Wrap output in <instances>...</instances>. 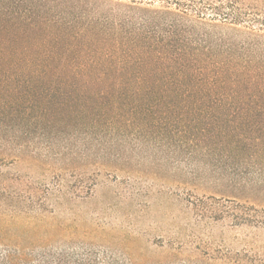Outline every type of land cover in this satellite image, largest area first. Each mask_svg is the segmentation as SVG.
Returning <instances> with one entry per match:
<instances>
[{
	"label": "rangeland",
	"instance_id": "rangeland-1",
	"mask_svg": "<svg viewBox=\"0 0 264 264\" xmlns=\"http://www.w3.org/2000/svg\"><path fill=\"white\" fill-rule=\"evenodd\" d=\"M103 6L102 0H0V61L99 59L108 45L104 37L92 33V27L116 8L108 3ZM152 84L114 87L113 91L156 96L183 90ZM86 96H75L72 108H49L53 120L45 122L44 138L39 134L23 137L22 152L13 144L0 143L3 149L18 151L17 158L0 162V182L34 197L43 219L37 221L41 235L48 237L45 232L50 226L55 228V251L72 255L77 264H229L233 255H248L256 264H264V225L238 224L228 203L263 211V221V160L247 159L235 171H228L230 164L221 158L224 161L217 169L207 159L193 160L192 149H186L181 134L134 138L138 124H112L119 112L110 108L111 102H97L94 93L90 100ZM178 103L166 101L156 111L181 109ZM186 106L228 110L259 106L261 114L244 121L237 116L234 122L264 130V101ZM170 123L163 122L159 130L166 133ZM144 129L151 131L150 125ZM33 131L29 128V133ZM47 146L51 150H45ZM10 179H19L20 184ZM212 197L215 200L209 201ZM199 201L207 205L205 214L200 212ZM25 224L30 225L29 221Z\"/></svg>",
	"mask_w": 264,
	"mask_h": 264
},
{
	"label": "trees",
	"instance_id": "trees-1",
	"mask_svg": "<svg viewBox=\"0 0 264 264\" xmlns=\"http://www.w3.org/2000/svg\"><path fill=\"white\" fill-rule=\"evenodd\" d=\"M124 1L128 3L102 0L103 7L108 3L116 8L92 27V33L104 37L108 45L99 59L77 63L0 61V143L13 144L22 152L19 143L26 142L23 137L39 134L44 138L45 122L53 120L52 107L72 108L75 96L87 93L90 100L94 93L97 102L108 100L110 108L119 112L112 124H138L136 139H152L155 133L158 137L181 134L186 149H192L193 160L207 159L217 169L226 160L228 171H235L247 159L264 161V130L234 122L237 116L244 121L261 114L259 106L248 110L186 106L191 102L258 105L264 101V0ZM152 82L183 90L158 93L157 97L144 91H121ZM114 87L121 90L115 93ZM173 99L181 109L156 111ZM139 114L144 116L137 119ZM165 121L171 123L163 134V128L159 129ZM149 125L151 131L145 130ZM29 128L34 131L29 133ZM258 131L262 136H254ZM18 151L0 145V162L17 158ZM10 181L20 184L19 179ZM231 202L232 218L238 224L264 225V219L260 220L263 211ZM199 203L205 214L207 205ZM37 205L29 191L0 182V264H77L72 255L54 250L53 226L45 232L48 237L41 235L38 223L43 219ZM256 263L248 255L229 257V264Z\"/></svg>",
	"mask_w": 264,
	"mask_h": 264
}]
</instances>
